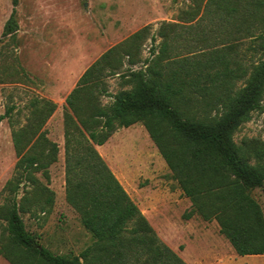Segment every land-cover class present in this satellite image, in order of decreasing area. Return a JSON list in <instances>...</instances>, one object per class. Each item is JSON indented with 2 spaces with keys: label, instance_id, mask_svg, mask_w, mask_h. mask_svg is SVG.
Masks as SVG:
<instances>
[{
  "label": "trees",
  "instance_id": "16d2710c",
  "mask_svg": "<svg viewBox=\"0 0 264 264\" xmlns=\"http://www.w3.org/2000/svg\"><path fill=\"white\" fill-rule=\"evenodd\" d=\"M18 1L11 0L2 35L17 29ZM194 6L186 18L194 23L162 24L157 52L153 47L144 67L130 68L147 27L102 53L65 97V198L92 237L77 255L51 251L22 219L32 207L49 211L54 193L36 172L47 176L58 153L42 130L56 104L31 99L25 123L12 130L16 172L0 202V256L10 264H187L161 241L95 147L135 123L190 200L185 217L215 220L237 255H264V212L253 193H264V140L234 139L264 111V0H195ZM116 73L121 88L112 94L106 77ZM102 96L112 100L104 104ZM27 183L31 189L18 198Z\"/></svg>",
  "mask_w": 264,
  "mask_h": 264
},
{
  "label": "rangeland",
  "instance_id": "374dc122",
  "mask_svg": "<svg viewBox=\"0 0 264 264\" xmlns=\"http://www.w3.org/2000/svg\"><path fill=\"white\" fill-rule=\"evenodd\" d=\"M194 4L195 0H19L17 29L2 35L13 5L11 0H0V115L8 106H14L10 117L0 121V202L6 193V181L16 172L18 157L12 130L25 123L32 98L51 100L56 109L42 130L57 143L58 153L47 167V176L41 171L36 176L53 191V203L47 212L32 207L21 213L25 228L51 251L77 255L92 241L65 198V97L102 53L147 27L138 63L130 68L144 67L153 57V47L157 52L161 41L158 29L163 23H194L195 20L186 21ZM200 16L201 9L195 18ZM248 41L249 38L244 42ZM127 66L125 62L121 70ZM119 74L106 77L112 94L121 88ZM111 100L109 96L101 98L104 104ZM243 137L264 140V111L254 113L234 135L236 142ZM97 146L161 241L187 264H264V255H237L220 234L215 220H203L197 215L185 217L191 208L190 200L141 123L117 128L104 144ZM29 189L30 183L24 190L19 189L18 198ZM253 193L264 212V193L260 188ZM0 264L10 263L0 256Z\"/></svg>",
  "mask_w": 264,
  "mask_h": 264
},
{
  "label": "crops",
  "instance_id": "0c3cea01",
  "mask_svg": "<svg viewBox=\"0 0 264 264\" xmlns=\"http://www.w3.org/2000/svg\"><path fill=\"white\" fill-rule=\"evenodd\" d=\"M101 145H98L97 147H100Z\"/></svg>",
  "mask_w": 264,
  "mask_h": 264
}]
</instances>
